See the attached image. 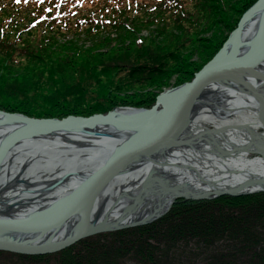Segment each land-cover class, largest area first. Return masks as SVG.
<instances>
[{
    "label": "trees",
    "instance_id": "16d2710c",
    "mask_svg": "<svg viewBox=\"0 0 264 264\" xmlns=\"http://www.w3.org/2000/svg\"><path fill=\"white\" fill-rule=\"evenodd\" d=\"M191 1L189 9L180 8V0H0V25L7 28L0 36V109L61 118L116 105L152 106L158 91L193 78L256 0ZM98 9L106 20L82 26L83 14ZM141 12H153L154 24L140 22ZM121 29L132 46L105 45L72 61L83 48H53L67 34L109 44L101 34L119 37ZM37 31L44 33L42 46L29 39ZM143 31L147 38L137 36ZM178 249L187 251L176 255ZM0 258L17 264H264V193L178 200L146 225L99 233L52 254L0 252Z\"/></svg>",
    "mask_w": 264,
    "mask_h": 264
},
{
    "label": "bare ground",
    "instance_id": "6f19581e",
    "mask_svg": "<svg viewBox=\"0 0 264 264\" xmlns=\"http://www.w3.org/2000/svg\"><path fill=\"white\" fill-rule=\"evenodd\" d=\"M242 31L248 34L244 33L242 38L239 37L230 46L231 49L227 50L226 55L220 60L223 70L218 67L214 73L224 72L232 79L237 76L239 78V74L242 76L245 74L246 81L253 84L255 82L264 91V59L257 61L256 55L264 50V3L244 18ZM244 54L246 56L240 58ZM225 80L219 79L217 83L213 82V85L203 91L207 96L206 99L178 127L176 142L174 139L173 144L165 149L155 150V144L143 148L137 154V159L126 166L122 165L119 171L112 172L105 190L92 199L77 193L89 182L87 178L92 176L94 170L121 145L123 140L120 139L122 134L119 131L102 125H94L84 130L45 131V128L31 123L0 117L3 123L0 126V143L4 137L26 129L36 134L17 143L14 148L0 156V208L7 206V210L0 216L2 218L19 216L17 222L0 229V236H7L6 238L22 243L50 238L49 234L54 230H47L46 234L43 233L44 231L31 232L29 229H24V225L27 226L28 223L30 225L36 220L43 222L44 218L51 219L54 216L50 213H56V210L71 211L73 198L77 200L74 202L78 206L69 212V218L67 217L61 227L56 228L57 237L77 228L78 223L89 210L90 220L103 218L105 214L104 222L124 225L135 218L141 219L146 214L161 212L173 200L174 193L167 191L159 195L158 192L153 191L151 196L144 197L143 200L146 202L138 209L133 210L128 216L120 217L123 209L131 204L132 197L144 183L146 172L153 167L155 168L149 175L151 179H156L157 182L163 180L169 187L185 195L196 192L195 196L202 194L211 196L208 192L230 191L234 188L237 191L264 189L262 183L244 186L256 179L255 174L264 175V133L260 131L256 110H249V107L257 105V102L245 88H241L242 91L237 90ZM172 87L175 86L168 88ZM168 88L158 91L156 98ZM195 93L196 90L188 96ZM172 101L174 99L167 101L170 108L173 106ZM128 107L138 108L116 105L105 113L67 116L105 115L111 110L125 111ZM0 111L36 119L57 118L33 117L1 109ZM236 126L248 127L250 131L246 132L243 129L240 131L235 128ZM220 128H223V131ZM40 131L46 133L38 134ZM123 133L132 136L134 131H123ZM220 145L225 147L224 152L213 150V147ZM214 162L216 165L213 164ZM61 176L65 180H57ZM242 186L244 188H241ZM123 191L129 194V198H125L114 209L109 210L111 204L112 206L117 204L116 201ZM260 192L264 193V191ZM4 200L6 205L3 204ZM67 204H69L68 210ZM9 206L13 209L10 210ZM129 228L132 227L119 230ZM94 235L96 234L91 236Z\"/></svg>",
    "mask_w": 264,
    "mask_h": 264
},
{
    "label": "water",
    "instance_id": "95a60500",
    "mask_svg": "<svg viewBox=\"0 0 264 264\" xmlns=\"http://www.w3.org/2000/svg\"><path fill=\"white\" fill-rule=\"evenodd\" d=\"M259 3V4H258ZM264 0H257L252 6H250L241 16L236 28L231 31L228 38L222 45V47L218 50L216 54L206 63L203 67L198 70L194 77L188 81L184 82L181 85L168 88L164 90L155 101V104L151 108H133L128 107L125 111H112L108 112L105 115L97 114L90 117H78V116H67L62 119L57 118H47V119H36V118H28L24 117L21 114H10L3 111H0V117L14 120V121H23L27 123L34 124L38 127L45 128L44 130H52V131H73V130H84L92 128L94 125H102L113 128L119 131L122 134L123 142L117 148L115 152H111L109 157L99 166L97 167L92 176L88 177V183L77 193L86 196L89 199H92L96 194L100 193L102 190L104 191L106 188V183L109 181V176L114 171H119V168L123 165L126 166L132 160L134 161L138 153L143 148H147L155 144V150L158 149H165L171 144H173L174 139L175 142L177 140V134L179 130V126L183 123V120L189 117L196 108L202 105V102L206 99V95L203 94L207 88L213 85V82H218L219 79H226L228 83H231L233 88L242 91L241 88H245L249 94H252L253 98L256 100L257 105L250 106L249 110L253 109L256 110V113L259 118V127L262 129L264 133V91L261 86H257L254 82L250 83L246 81L245 74L242 76L239 74V78L233 77L229 78L227 73L219 72L214 73L218 67L222 69V65L220 60L223 56L226 55L227 50L231 49V45L235 43L239 39L242 38V35L248 32L242 31V21L244 18L252 13L255 12L262 4ZM256 39H258L255 36ZM253 49L250 50L252 52ZM249 52V53H250ZM257 55V61L264 59V50ZM246 56L244 54L240 58ZM256 57V56H255ZM239 58V59H240ZM223 70V69H222ZM212 74V76H210ZM210 76V77H209ZM235 76V75H234ZM196 90V93L192 96H188ZM174 97V98H172ZM176 98V99H175ZM171 108L167 105L168 100H172ZM180 99V100H179ZM177 101V103H175ZM179 104V106H178ZM159 108V109H158ZM125 109V108H124ZM187 120V119H186ZM177 124H175V122ZM3 123L0 121V126ZM151 125V126H150ZM175 125V126H174ZM236 129H240V131L246 130L249 132L250 129L248 127L243 126H236ZM223 131V128H220ZM45 131H40L38 134H45ZM123 131H134L132 136H128V134H124ZM215 133V132H214ZM48 134V133H47ZM36 134L30 132L29 130H23L21 132H17L15 135H9L2 139V143H0V156H2L5 152L10 151L14 146L24 141L25 139L31 138ZM178 142V141H177ZM225 147L215 146L213 150L218 152H224ZM159 162V161H158ZM192 167V166H189ZM152 169L149 168V171L146 172V176L143 179L144 183L142 184L141 188L136 192V194L131 199V204L127 205L120 217L128 216L133 210L138 209L142 204L146 202L143 200L146 196H151L153 191L157 194L161 195L167 191L174 193L175 197L166 208L161 212H154L152 214H146L141 219H133L131 222L126 223L125 225L122 223H110V221L104 222L103 219L105 218V214L103 218L91 219L90 220V213L89 210L82 218V221L78 223L77 228L75 227L73 230L66 232L65 234L57 237V227H61V224L69 218V212L73 209L77 208L76 199H72L71 205L72 210H68L67 204V212L62 210L59 212L56 210V213L51 212L50 214L54 217L51 219L44 218L43 222H32L24 225V229H29L32 231H45L47 230H54L49 234L48 239H44L42 241H34L30 243H22L17 240L6 238L7 236H0V252H7V253H14V254H22V255H43V254H50L55 253L60 250H63L74 243L80 241L81 239L87 238L93 234H99L102 232L119 230L122 228L134 227L139 225H144L155 221L156 219L163 216L167 210L170 208L171 204L173 203L174 199L176 198H185L187 200H203L208 198H216L218 196L226 195V196H237V195H246L251 193H257L262 190H248V191H237L235 188L231 189L230 191H212L208 192L211 196H204L199 195L195 196L196 192L191 195H185L182 192L169 187L165 181L156 179H151L149 175H151ZM256 179L249 181L245 187L253 184V183H262L264 184V175L255 174ZM149 178V179H148ZM148 179V180H146ZM57 180H65L62 176L59 177ZM251 180V179H250ZM143 182V181H142ZM241 188H244L243 186ZM156 189V190H155ZM126 191L122 192V195H119V200L116 201L117 204L109 206L110 209H114L118 204L124 201L125 198H129V194L125 193ZM200 193H205L201 192ZM5 201V200H4ZM75 201V202H74ZM6 205V201L3 202ZM76 204V205H75ZM65 206V207H66ZM10 210L13 209L12 206L8 207ZM7 210L6 207L0 208V214ZM54 211V210H53ZM97 213L101 214V212L97 211ZM19 217V216H18ZM18 217H4L0 216V229L6 227L10 223L17 222ZM68 217V218H67ZM119 217V218H120ZM27 219V218H26ZM26 222H29L26 220ZM57 228V229H59ZM63 230V229H62ZM46 234V233H45ZM44 235H42L43 237ZM41 237V238H42ZM37 240V239H36Z\"/></svg>",
    "mask_w": 264,
    "mask_h": 264
},
{
    "label": "rangeland",
    "instance_id": "374dc122",
    "mask_svg": "<svg viewBox=\"0 0 264 264\" xmlns=\"http://www.w3.org/2000/svg\"><path fill=\"white\" fill-rule=\"evenodd\" d=\"M184 4V5H183ZM179 5H182L180 8H183V7H185L186 5L189 7V9H191L192 8V6H193V3H192V1L191 0H187V4H186V2H185V0H180V4ZM24 14H26V13H24ZM141 14H143L144 15V18L142 19V20H139L136 16V18L140 21V22H148V21H150L151 22V24H154V18H156L157 16L153 13V12H141ZM21 16V15H20ZM83 18H85L84 19V21L85 22H82V26H85V25H87V26H89L90 24H97V23H99L100 21H99V19L100 20H106V17H105V15H103L102 14V12H100L99 11V9L98 10H96L95 12L93 11V12H87V13H84L83 14ZM26 19V18H25ZM26 22V21H25ZM133 22H136V21H133ZM20 26L19 27H24V23L22 22V23H20L19 24ZM6 26L5 25H3V28L1 27V25H0V36L6 31ZM27 29V28H26ZM120 31H122V33H120V36L118 37L117 35L115 36V35H113V34H101L102 36H104L103 38H108V42H109V44H106V40H104V42H102V41H100L99 40V38H97V37H95L94 38V40H92L90 37H88V36H86V35H84V34H81V36H72L71 34H67V35H63V36H60V37H56L57 39H56V41H55V43H54V45H53V48H55L56 46H65L66 44H76L77 46H79V47H81V48H83L84 50L83 51H81L80 53H78V54H80V55H75V56H73V57H77V58H71V59H68V60H74V59H79L78 57L79 56H81V55H86L87 56V54H86V52L87 53H89L90 54V50L91 49H98V50H100V51H104V47H105V45L110 49V50H113V49H118V48H120V47H124L123 46V44H126L127 45V42L129 43V46H132V41L133 40H130L131 38L129 37V36H127V32H124L122 29L120 30ZM42 34H44V33H42V32H40V31H37L36 32V36H34V37H29V39H31V42L32 43H36L37 45H41L42 46V41L40 40L41 39V37H42ZM138 34V33H137ZM136 34V35H137ZM230 34V33H229ZM228 34V35H229ZM100 35V36H101ZM106 35H108V36H106ZM25 35H21V37H24ZM137 36H139V37H141V38H147L148 37V34H146L145 33V31H143V32H140ZM12 37H15V35H13ZM116 37H117V39H116ZM128 37V38H127ZM205 37H207V36H205ZM35 38V39H34ZM88 38V39H87ZM151 38V37H150ZM150 38H148V39H150ZM147 39V40H148ZM137 41V43H140L141 42V39H137L136 40ZM41 43V44H40ZM75 45H73V49H75V47H74ZM68 47H69V45H68ZM207 53V51L205 52V54ZM214 56V55H213ZM212 56V57H213ZM211 57V58H212ZM83 59V58H82ZM210 60V59H209ZM4 61L3 60H1L0 59V69H2L1 68V65H2V63H3ZM206 64V63H205ZM19 69V68H18ZM20 70H22V68L21 69H19V70H16V71H20ZM7 71H10V70H7ZM209 127V126H208ZM212 128V127H211ZM260 131L262 132V129L260 128ZM263 133V132H262ZM251 156V155H250ZM217 160H219L218 158H216ZM221 160H219V162H220ZM213 164H215L216 165V162H214ZM258 193H260V192H258ZM224 196H226V195H222V196H218V197H216V198H219V197H224ZM227 197V196H226ZM229 197H236V196H229ZM213 199H215V198H208V199H203V200H213ZM178 200H187V199H185V198H176V199H174V201H173V203L171 204V206H170V208L173 206V204L176 202V201H178ZM199 200H201V199H199ZM187 201H198V200H187ZM170 208L167 210V212L170 210ZM166 212V213H167ZM165 213V214H166ZM185 250V249H184ZM184 250L183 249H178L176 252H175V254L177 255V254H183V253H186V251L184 252ZM44 255H46V254H44ZM0 264H17V261L14 259V258H10V259H4V258H0ZM131 264H134V262L132 263L131 262Z\"/></svg>",
    "mask_w": 264,
    "mask_h": 264
},
{
    "label": "snow or ice",
    "instance_id": "6c2138e0",
    "mask_svg": "<svg viewBox=\"0 0 264 264\" xmlns=\"http://www.w3.org/2000/svg\"><path fill=\"white\" fill-rule=\"evenodd\" d=\"M17 2H19V0H17Z\"/></svg>",
    "mask_w": 264,
    "mask_h": 264
}]
</instances>
